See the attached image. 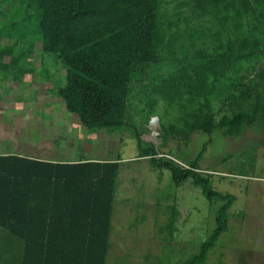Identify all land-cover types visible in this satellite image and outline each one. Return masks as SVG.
Masks as SVG:
<instances>
[{
  "label": "trees",
  "instance_id": "16d2710c",
  "mask_svg": "<svg viewBox=\"0 0 264 264\" xmlns=\"http://www.w3.org/2000/svg\"><path fill=\"white\" fill-rule=\"evenodd\" d=\"M2 39L0 77L31 75L39 43L64 70L54 85L43 72L46 90L87 129L124 131L134 91L149 98L145 124L158 100L169 108L174 121L159 131L174 144L237 137L264 120V0H0ZM133 136L138 158L220 202L210 234L180 263L205 264L233 201L200 164L211 139L179 164ZM118 160L0 154V264H106Z\"/></svg>",
  "mask_w": 264,
  "mask_h": 264
},
{
  "label": "rangeland",
  "instance_id": "374dc122",
  "mask_svg": "<svg viewBox=\"0 0 264 264\" xmlns=\"http://www.w3.org/2000/svg\"><path fill=\"white\" fill-rule=\"evenodd\" d=\"M29 57L34 70L22 76L23 81L0 77V144L35 158L120 159L106 264H180L196 254L210 234L220 205L201 194L190 179L175 185L168 170L138 158L135 131L164 152L158 156L179 164L192 160L211 139L200 164L211 173L210 187L231 195L233 201L227 231L205 264H264V120L237 137H224L217 131L210 136L197 133L191 143L188 139L174 144L171 135L164 138L159 131L160 123L167 127L174 121L169 108L158 100L156 112L145 124L149 98L141 102L134 91L124 131L87 129L65 109L60 97L46 90L43 72H48L52 85L58 84L64 73L61 65L42 54L39 43ZM9 59L5 56L3 61ZM166 70L162 66L152 76ZM135 110L139 114L132 117ZM155 117L159 120L152 123Z\"/></svg>",
  "mask_w": 264,
  "mask_h": 264
},
{
  "label": "crops",
  "instance_id": "0c3cea01",
  "mask_svg": "<svg viewBox=\"0 0 264 264\" xmlns=\"http://www.w3.org/2000/svg\"><path fill=\"white\" fill-rule=\"evenodd\" d=\"M2 142V141H1ZM3 144V143H2ZM8 153H14L16 154V152L10 150V149H4L1 144H0V154H8ZM19 155H22L19 153ZM23 156H27V157H32L35 158L33 156H29V155H23ZM39 159H43V160H49V161H60V160H55L54 158H39Z\"/></svg>",
  "mask_w": 264,
  "mask_h": 264
},
{
  "label": "water",
  "instance_id": "95a60500",
  "mask_svg": "<svg viewBox=\"0 0 264 264\" xmlns=\"http://www.w3.org/2000/svg\"><path fill=\"white\" fill-rule=\"evenodd\" d=\"M157 119H158L157 117L154 118L155 121H156Z\"/></svg>",
  "mask_w": 264,
  "mask_h": 264
},
{
  "label": "bare ground",
  "instance_id": "6f19581e",
  "mask_svg": "<svg viewBox=\"0 0 264 264\" xmlns=\"http://www.w3.org/2000/svg\"><path fill=\"white\" fill-rule=\"evenodd\" d=\"M154 122H155V120L153 119V120H152V123H154Z\"/></svg>",
  "mask_w": 264,
  "mask_h": 264
}]
</instances>
